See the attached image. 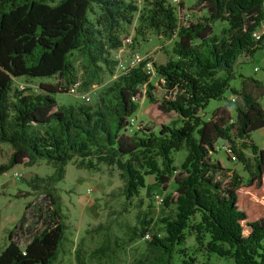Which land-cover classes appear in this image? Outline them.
<instances>
[{"label": "trees", "instance_id": "16d2710c", "mask_svg": "<svg viewBox=\"0 0 264 264\" xmlns=\"http://www.w3.org/2000/svg\"><path fill=\"white\" fill-rule=\"evenodd\" d=\"M192 5L205 14L179 24L168 0H146L138 12L131 0H0V143L9 147L0 174L39 160L52 168L48 175L23 178L30 193L46 200L37 213L43 225L24 234L18 230L22 213L8 231L0 264L55 263L68 230L56 184L68 162L87 171L115 168L120 187L108 196L122 197L118 210L84 229L72 251L73 264H119L137 240L141 249L127 264H175L174 254L182 256L178 264H194L182 246L187 231L197 249L229 258L227 264H264V149L250 138L264 128L257 100L264 84L239 74L240 86L229 85L237 58L262 46L264 29L258 39L251 34L264 17L263 0H194ZM135 12L136 35L148 29L174 37L164 63L150 60L160 97L144 71L147 60H140L102 86L91 104L57 106L53 95L68 93L75 81L87 90L113 74L117 61L111 51L121 46ZM216 21L225 23L218 34L211 27ZM52 77L54 82L39 83L33 93L12 86L15 78ZM227 89L229 98L204 118L208 102L221 100ZM142 96L149 103L147 126L127 134L128 118ZM219 139L245 178L234 170L226 174L210 158ZM182 150L176 167L172 155ZM149 175L163 190L169 182L174 187L163 196L156 223L148 210H137L129 225L123 213L128 206L140 207L139 191ZM86 239L96 243L88 248Z\"/></svg>", "mask_w": 264, "mask_h": 264}, {"label": "rangeland", "instance_id": "374dc122", "mask_svg": "<svg viewBox=\"0 0 264 264\" xmlns=\"http://www.w3.org/2000/svg\"><path fill=\"white\" fill-rule=\"evenodd\" d=\"M137 6V12L144 7L146 0H131ZM194 0H168V3L174 8V13L179 24L186 22H194L204 15V11H198L193 7ZM264 9V0H263ZM137 12L133 16L132 23L126 27V32L123 35L122 45L118 49L111 51V56L117 61L112 75H105L100 85H92L87 90L78 89L75 93H56L53 95L56 105L87 103L91 104L99 89L110 83L121 69L118 62L122 66H127L134 55H138L139 59L151 60L156 64H162L170 56V49L174 37L163 38L150 30L143 29V35H136L134 28L137 25ZM264 26V17L261 21ZM225 26L224 22L216 21L211 24L212 32L218 34L220 29ZM235 77L230 81L229 85L234 88L240 86L241 78L249 77L258 80L264 84V37L262 46L256 49L252 55H240L235 64ZM149 80L153 84V94L160 97L162 89L157 83V78L154 73L149 75ZM55 78H15L12 86L18 89L22 86L25 93H33L38 91V84L42 82H54ZM143 91V88H141ZM256 93V91H255ZM230 96V91L227 89L221 100H210L201 113L204 118H207L213 108L222 105ZM257 100L261 109L264 112V92L257 95ZM149 103L143 96L138 100L136 111L128 118L129 125L125 132L130 134L138 127L147 126V116ZM231 117H234V111H231ZM250 138L255 145L264 149L262 140L264 139V128L257 129L250 133ZM227 143L223 140L215 142V151L210 153L212 160H217L220 165L226 169L234 170L243 178L246 177L240 164L235 160H230L224 151ZM8 145L0 143V163L6 162L9 152ZM248 154V152H246ZM173 164L178 167L184 156V151L173 153ZM52 168L46 164L44 160H39L31 166L16 164L9 168L4 173L0 174V250L4 247L7 241L8 231L20 218L22 213L27 221L26 227L28 232L38 231L42 228V219L37 217L38 209L44 208L46 200L38 193H30L31 190L24 183L23 178H27L34 174L44 176L50 174ZM118 171L115 168H108L103 165L97 171H87L84 169L74 168L71 162L65 165V173L63 179L56 186L59 189L61 199V211L65 215V222L68 225L66 239L61 246L62 252L58 255L54 264H73L72 251L74 245L80 236L83 235L85 228L93 226L98 222H103L107 219L108 211L115 212L120 208L122 197H109L108 192L120 187V181L117 175ZM16 174V175H15ZM173 183L169 182L163 190L154 182L152 175L144 177V188L139 191L142 204L139 208L128 206L127 212L123 213V219L132 225L135 223L136 211L148 210V217L153 223L162 213V198L172 190ZM27 204L26 208L25 205ZM25 208V209H24ZM36 209L34 212L33 209ZM114 210V211H113ZM166 212V210H165ZM35 213V214H34ZM198 218L192 219L196 221ZM154 225V224H153ZM28 236V235H27ZM21 237L23 240H18L20 246L29 237ZM207 238L204 239V242ZM96 243L95 239H86L85 244L91 248ZM141 240H137L127 246L126 252L121 255L119 264H127L136 253L141 249ZM185 247L187 255L195 258L194 264H227L231 260L225 257H219L214 253H208L203 248H198L190 231H187L185 241L182 245ZM182 256L174 254V262L178 264Z\"/></svg>", "mask_w": 264, "mask_h": 264}, {"label": "built area", "instance_id": "2783aa9c", "mask_svg": "<svg viewBox=\"0 0 264 264\" xmlns=\"http://www.w3.org/2000/svg\"><path fill=\"white\" fill-rule=\"evenodd\" d=\"M173 1H176V0H173ZM262 29H264V26H263V25H262L261 27H259L258 30H255V31L252 32V34H251L252 37H253L254 39H258L259 36H260V33H261V30H262ZM122 43H123V42H122ZM121 45H122V44H121ZM120 47H121V46H120ZM141 60H144V59H141ZM139 61H140V59H139L138 55H134V56L131 58V60L129 61V63L127 64V66H122V64H120V63L118 62V65H119V67H120V69H121L120 74H121V73H125V72L127 71L128 67H131V66L136 65ZM144 71H145L147 74H149V75H150L151 73H153V69H152L151 61H150V60H147V61L145 62V64H144ZM118 75H119V74H118ZM78 83H79V81H75L74 83H72L71 85H69L68 93H75V92L78 90ZM18 89H22V86H19ZM231 99H232V98H231ZM262 144L264 145V139L262 140ZM224 151H225L226 154L230 155L229 150H228L227 147H224ZM230 156H231V155H230ZM231 158H232V157H231ZM15 175H16V174H15ZM143 238L148 239V234L145 233V234L143 235Z\"/></svg>", "mask_w": 264, "mask_h": 264}, {"label": "crops", "instance_id": "0c3cea01", "mask_svg": "<svg viewBox=\"0 0 264 264\" xmlns=\"http://www.w3.org/2000/svg\"><path fill=\"white\" fill-rule=\"evenodd\" d=\"M262 26V24H260V27ZM16 224V223H15ZM27 222L24 221L23 224L21 226L18 227V230H22L21 232H23L24 234L27 233L28 228L26 227Z\"/></svg>", "mask_w": 264, "mask_h": 264}]
</instances>
